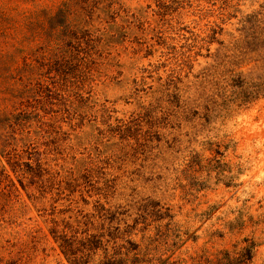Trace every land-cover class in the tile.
<instances>
[{"label": "rangeland", "instance_id": "obj_1", "mask_svg": "<svg viewBox=\"0 0 264 264\" xmlns=\"http://www.w3.org/2000/svg\"><path fill=\"white\" fill-rule=\"evenodd\" d=\"M27 104L0 257L264 264V0H0V110Z\"/></svg>", "mask_w": 264, "mask_h": 264}, {"label": "trees", "instance_id": "obj_2", "mask_svg": "<svg viewBox=\"0 0 264 264\" xmlns=\"http://www.w3.org/2000/svg\"><path fill=\"white\" fill-rule=\"evenodd\" d=\"M78 39V38H77ZM79 40H77L78 42ZM58 59V58H57ZM62 66V64L60 65ZM59 66L58 73L60 75L61 81H66V76H64V71ZM13 73L9 75L7 78V82L9 83L7 87H9L11 93H20L22 97H26V99H30L32 95L29 93L35 92L34 88H32L33 81H37L38 78H34L36 69L34 65H31L26 59L23 60V63L20 67H15ZM13 90H15L13 92ZM12 95V94H11ZM30 106L28 104L24 107L14 108L11 111L0 110V155L3 157H8V160H12V164L14 166L13 171H18L21 176L24 172H21L22 169L20 167L21 162L18 159H14L18 157L17 147L19 143L20 146L29 148L33 147V142H30V138H28V131L25 130L29 127L28 120H42V116L36 112V106H31L33 109H29ZM20 133V137H16V133ZM26 132V133H24ZM14 151V152H12ZM35 161V170L32 172L33 176L41 177L43 172L46 170L43 168L40 158H36ZM23 162V161H22ZM28 165V167L31 165ZM17 167V169H16ZM1 178H9V174L6 173L5 168H2L0 171V181ZM43 185L47 180L42 179ZM11 186L13 190H17L14 181H11ZM20 183L23 185L21 179ZM7 204V203H6ZM4 212H0V227L2 228V223H6L7 220L3 216ZM53 221V220H52ZM50 232H58L55 227H52ZM32 235V233H30ZM59 234H54L55 239H58ZM34 236V235H33ZM61 236H59L60 238ZM62 244H60L61 246ZM66 249L64 245L61 246ZM1 250H6L7 247L4 245H0ZM0 264H19L18 259H14L10 257L8 259H4L2 256L0 257Z\"/></svg>", "mask_w": 264, "mask_h": 264}]
</instances>
